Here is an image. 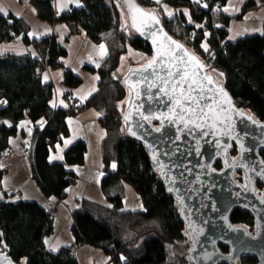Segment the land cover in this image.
<instances>
[{"label":"trees","instance_id":"16d2710c","mask_svg":"<svg viewBox=\"0 0 264 264\" xmlns=\"http://www.w3.org/2000/svg\"><path fill=\"white\" fill-rule=\"evenodd\" d=\"M81 7L55 13L52 0H30L40 20L53 25L63 23L70 34H84L94 43H103L107 57L96 71L97 91L84 103L70 104L67 108H53V84L42 80L47 68L62 67L66 49L53 36L31 39L29 27L12 15H0V44L12 43L18 38L24 45H32L37 55H0V189L7 171L2 168L1 155L9 148V140L16 132L17 123L28 118L36 123L46 120V126L34 130L35 145L31 154L32 175L35 184L45 197L56 194L60 185L75 183L74 175L66 166L83 165L86 146L78 141L64 154V163H50V150L68 136L66 119L86 109L102 112L99 122L105 130L101 142L104 177L100 190L106 205L82 199L73 211L71 233L76 245L88 244L99 248L110 264H189L185 260L190 245L185 227L178 215V202L166 192L163 183L153 171L152 163L142 144L129 139L122 130L120 105L127 90L121 79L113 76L120 58L134 50L151 54L149 46L129 29L123 6L130 0H79ZM146 10L158 13L161 23L175 39L203 61L217 81L230 93L237 107L254 114L264 122V23L261 34H253L230 41V17L214 5L225 6L228 0H134ZM264 6V0H259ZM162 5L174 10L185 9L167 17ZM256 7L247 0L239 15ZM124 17V27L120 18ZM128 30L130 33H128ZM62 83L76 88L81 79L70 71L63 73ZM79 111L75 112V108ZM9 121V125L3 123ZM238 155L232 146L229 158ZM264 161V150L260 152ZM216 168H221L219 162ZM234 178L242 182L243 174L237 171ZM72 179V182L70 181ZM123 184L129 185L140 197L143 209H122ZM258 194L264 195V182L257 181ZM63 197V196H62ZM233 224L254 233L255 222L251 215L236 208L230 214ZM53 221L49 213L34 202L9 200L0 202V252H5L18 264H77L71 249L57 254L46 251L44 239L52 234ZM224 252L227 248L220 246ZM224 264V263H221ZM238 264H258L255 257L242 256Z\"/></svg>","mask_w":264,"mask_h":264},{"label":"water","instance_id":"95a60500","mask_svg":"<svg viewBox=\"0 0 264 264\" xmlns=\"http://www.w3.org/2000/svg\"><path fill=\"white\" fill-rule=\"evenodd\" d=\"M123 11L130 31L149 46L151 54L121 79L127 90L122 130L143 145L153 171L178 202L177 213L190 243L185 260L189 264H238L240 257L251 256L264 264V195L256 189L257 181L264 182L260 155L264 122L237 107L203 61L169 34L158 13L134 0L126 2ZM158 51L163 55L157 56ZM153 57L156 63L149 67ZM177 69L188 72L185 90L189 83L194 89L195 99L182 101L184 108H195L200 115L182 112L170 99L180 96L179 89L172 88L178 77L168 75ZM201 110L208 116L203 117ZM232 146L238 152L234 159L229 158ZM237 171L243 174L242 182L234 178ZM236 208L254 219L253 234L231 222L230 214ZM0 264L18 263L0 252Z\"/></svg>","mask_w":264,"mask_h":264},{"label":"crops","instance_id":"0c3cea01","mask_svg":"<svg viewBox=\"0 0 264 264\" xmlns=\"http://www.w3.org/2000/svg\"><path fill=\"white\" fill-rule=\"evenodd\" d=\"M52 1L57 16L70 8H79L82 5L79 0ZM246 1L228 0L222 8V13L231 18L227 28V39L230 41L263 32L264 6L259 0H254L256 2L254 9L247 10L240 20H236L235 16L240 13L239 10ZM162 8L167 17H173L178 12L188 15V11L185 9L174 10L167 5H162ZM0 9H3L0 15L10 14L24 21L29 27L28 36L31 39L53 36L66 49L67 55L60 60L62 67L47 68L42 74V80L51 82L54 87L50 101L53 108H67L71 104L68 100L69 95L82 104L97 91L99 77L94 71L106 60L105 44L94 43L84 34H70L63 23L51 25L40 20L30 0H0ZM130 51L134 50H128L120 58L119 66L113 73L116 79H121L116 74L120 72L123 59ZM4 54L36 56L37 52L32 45L26 46L18 38L15 42L0 44V55ZM85 67L92 68L94 71H89ZM64 68L81 79V84L78 87L71 89L62 83ZM101 117V111L86 109L78 115L69 116L66 119L69 134L50 150L48 160L50 163H64L66 150L74 143L81 141L86 146L84 163L83 165L66 166V170L74 175L76 182H63L53 196L45 197L35 184L30 157L35 145L34 130L36 127L42 130L46 126L45 119H39L36 123L31 122L28 118L20 120L16 125V134L9 140L8 149L12 150L14 155L1 161V165L7 163L8 171L2 179L0 202L22 200L38 204L51 215L53 221L52 234L44 239L46 251L57 254L62 249H71L77 264H110L108 256L99 248L88 244L76 245L71 233L72 214L77 209L79 201L86 199L107 204L100 190V182L105 175L101 153V142L105 137V130L99 122ZM3 123L10 124L8 120H4ZM130 200L134 201L132 205ZM122 209L125 211L143 209L140 197L127 184H123Z\"/></svg>","mask_w":264,"mask_h":264},{"label":"snow or ice","instance_id":"6c2138e0","mask_svg":"<svg viewBox=\"0 0 264 264\" xmlns=\"http://www.w3.org/2000/svg\"><path fill=\"white\" fill-rule=\"evenodd\" d=\"M157 2H159V0H157ZM136 11H141V10L140 9H136ZM0 12H3V9H0ZM4 14L7 15V13H4ZM133 26H135V19L134 18H133ZM176 47L180 48L181 46L180 45H176ZM162 55H163V53H161L159 51L157 52V56H162ZM192 59H195V57H192ZM181 62L183 63V61H181ZM155 63H156V57H153V60L149 61L148 66L151 67L152 64H155ZM160 63H163V60H161ZM168 75L170 77H172V76L178 77L174 81V83L172 84V88H173V91H176L177 89H179L180 96L179 97H176V96L170 97V99H172L174 105L179 106L182 112L183 111H188V112L192 113L193 115H200V114H197L195 112V108L189 107L188 109H185L184 108V104L182 102V101H192V100L195 99V97H193L191 95L192 91H194L192 83L188 84L187 90H185V88H184V82L188 78V72L186 70L181 72L179 69H177L176 72H172L171 70H169ZM194 82L195 81H193V83ZM165 83H167V81H165ZM161 91H165V90L162 88ZM210 111H211V109H210ZM201 112L203 113V110H201ZM207 116H208V113H203V117H207ZM181 118H183V117H181Z\"/></svg>","mask_w":264,"mask_h":264},{"label":"rangeland","instance_id":"374dc122","mask_svg":"<svg viewBox=\"0 0 264 264\" xmlns=\"http://www.w3.org/2000/svg\"><path fill=\"white\" fill-rule=\"evenodd\" d=\"M242 8H240L239 12H241ZM237 14H238V12H237ZM124 21H125V18L121 16V18H120V26L121 27L125 26L124 25ZM126 31L128 33H130L128 30H126ZM146 58H147V55H145V54H142V53H139V52H136V51H130L129 54L126 56V58L123 59V64H121L120 72L118 74H116V76L118 78H123V76L127 73L129 68L136 67V66H141L145 62ZM215 75H216L217 81H220L221 80V76L219 74H217V73ZM119 107L123 111L124 102ZM130 203L132 205L134 203V201L130 200ZM184 252H187L186 249H184Z\"/></svg>","mask_w":264,"mask_h":264},{"label":"built area","instance_id":"2783aa9c","mask_svg":"<svg viewBox=\"0 0 264 264\" xmlns=\"http://www.w3.org/2000/svg\"><path fill=\"white\" fill-rule=\"evenodd\" d=\"M197 1L201 2V0H197ZM214 7H215V9H217V10H221V11H222L221 3H217V4H215ZM63 72H64V73L67 72V69L64 68V69H63ZM68 100H69V102H70L72 105H74V106L76 105V99H75L72 95H69V96H68ZM74 109H75V112L78 114L79 111L76 109V107H75ZM13 155H14L13 151L10 150V149H7V150L1 155V161H2V159H7V158H9L10 156H13ZM2 168H4L6 171H8V165H7V163H6V164H3V165H2ZM70 181L72 182V179H71Z\"/></svg>","mask_w":264,"mask_h":264}]
</instances>
